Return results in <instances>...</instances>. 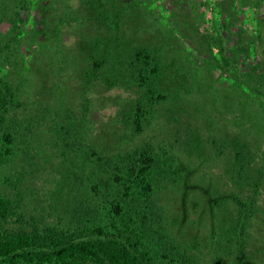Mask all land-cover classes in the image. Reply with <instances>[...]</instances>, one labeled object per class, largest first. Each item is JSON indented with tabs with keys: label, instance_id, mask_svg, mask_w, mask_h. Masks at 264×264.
<instances>
[{
	"label": "rangeland",
	"instance_id": "rangeland-1",
	"mask_svg": "<svg viewBox=\"0 0 264 264\" xmlns=\"http://www.w3.org/2000/svg\"><path fill=\"white\" fill-rule=\"evenodd\" d=\"M9 1L0 0V33L8 35L11 31L12 34L17 25L24 33L33 32L30 33L32 41L22 37L18 48L19 53L25 57L34 49L32 55L35 58H32L27 66H31L29 70L35 73L34 84L43 80L44 76L40 75V72L47 74V64H45L47 59H44V51L47 48H38L40 43L51 42L49 44L54 48L61 45L62 48H59L63 49L64 55H67L68 64L65 70L61 75H55L58 78L55 76L50 78L52 82H47L48 87L45 85L48 91L52 89L47 94L48 105L57 108L58 114L53 112V116L61 119V124L64 122L62 119L64 110L57 104L63 102V97L71 90L75 92L69 93L71 96L64 99L73 101L70 108L80 119L81 116L82 118L87 116L86 123L82 122L71 127L73 129L71 136H75L68 138L67 135L62 134L65 137L62 141H59L42 121L34 123L26 130L34 150L30 159L24 156L29 165L26 166V176H21L20 183V189L24 191L25 205L21 206L22 215L19 217L22 222H19V218L11 216L8 220L9 227L30 229L33 225L40 227L45 223L62 229L73 227L79 211H87V207L100 204L107 194L120 193L123 188L122 182L111 178L112 166H123L133 157L134 151L138 153L149 146L148 154L164 160L172 167L177 164L175 169L181 170L173 176L174 180L170 177L171 182H163L158 186L162 188L158 201H161L165 209L164 213L158 214L159 216L164 214L160 218L154 217L161 220L160 227L163 232L159 233V238L163 243L169 241L176 248L186 251L187 255L198 257V262L201 264H209L216 255L215 249L219 243H224L223 240L228 234L220 230L225 227L228 210L215 203L216 194L234 191L239 195L236 200L242 202L247 200L246 196L250 193L248 185L241 191L234 185L233 167L229 171H226L229 166L224 168V165L233 161V153L221 151L213 144L212 137L217 136L213 135L211 124L220 121L219 124L230 126L231 132L237 128L232 124V122L235 124L234 113L229 110L232 113L229 114L227 109V106L232 105L230 99L232 102L235 100L232 99V94L226 93L225 90L230 87L235 74L241 75L246 72L248 66L253 67L252 65L262 63L264 43L261 46L257 44V53L250 50L251 46L244 48L236 64L235 58H228L230 59L228 66L224 65L223 68L215 66L214 59L224 60L219 53L217 43L204 34L211 25L209 20H218L212 16L206 6L208 2L214 0H154L153 2L149 0V4L156 12L153 15L157 20L156 23L154 22L155 27L159 24L162 27L161 25L164 24L177 38L186 39L183 43L180 40L181 42L178 41L176 44L177 48L185 45L182 54L176 53L172 58L171 55L165 54L159 58L161 63L155 74L157 93L163 94L162 91L165 90L170 97L157 99L151 104L146 96V81L137 76L135 70L138 67L131 65L134 63H131L134 60V52L138 50L133 43H147V40L151 39V36L148 37L149 34L138 32V35L131 36V33H136L131 31L132 28L129 26L131 24L122 23L121 27H118L119 19L115 12L106 16L105 7L95 5L92 0ZM7 2L11 4L8 6ZM189 3L193 4V8L196 7L197 12L191 10ZM234 3L236 8L240 9L236 23L238 26L250 34L255 29L256 20L261 19L257 24L263 29L264 0H234ZM218 8L227 11L225 5H219ZM224 12L226 24L222 33L223 54L228 56L234 52L233 31H236L237 27L228 24L229 17ZM116 36L126 40L120 39L113 43ZM261 39L264 40L263 33ZM159 40L161 42L163 39ZM34 41L37 42L36 45L30 46ZM87 44L98 52L96 51L93 59L82 60L85 54L81 48L84 49ZM157 44L159 43L154 41L153 45L152 40L153 46ZM110 45L112 47H109ZM73 53L78 55V59L73 57ZM36 58L39 62L40 58H43V64L41 62L39 64ZM69 58L71 60H68ZM42 65L45 66L44 69ZM54 65L58 64L54 63ZM5 69L9 68L5 67ZM35 69L41 71L37 72ZM83 69H89L90 74L86 76ZM43 83L46 84V81ZM53 83L57 85L62 83L64 87L69 86L70 90L68 88L65 95L59 93L55 95L54 93L62 88H51ZM195 83L198 85L195 86ZM199 86L201 87L198 89ZM37 87L38 85L21 87L19 99L30 103L39 101L42 93L38 94ZM199 90L207 93L202 94ZM224 95L228 98L226 99ZM262 95L264 99V92ZM204 97L208 99L204 100ZM216 98H225L221 101L225 107L216 104ZM208 102L209 107L205 105ZM34 106L36 107L37 104ZM81 107H84L82 112ZM136 107L141 109L137 116L134 112ZM20 112L21 110L18 109V119L21 118ZM248 129L246 140L251 146L249 149L257 152L256 155L263 158L264 162V128L260 129L256 126L255 129ZM75 131L78 133H74ZM72 142L75 153L71 149L64 152ZM18 149L17 155L25 151L23 148ZM228 154L232 156H227ZM15 161L17 160L10 161L5 168L9 171L8 168ZM105 161H111L112 164L107 171L101 166L106 163ZM257 165L259 164L255 165L254 173H257ZM21 170L18 172L20 173ZM16 175L12 172L6 177L7 183L12 182ZM5 183L2 181L1 184ZM253 207V215L248 220L247 231L257 239V232L261 228L264 231V218H258L263 217V214L257 216V212H263L264 189L258 195V207L257 201ZM27 218H32L34 222ZM218 221H221L219 229ZM248 247L249 251L250 249L254 251L253 261H257L256 243L251 242ZM261 257L263 258L264 254Z\"/></svg>",
	"mask_w": 264,
	"mask_h": 264
},
{
	"label": "trees",
	"instance_id": "trees-1",
	"mask_svg": "<svg viewBox=\"0 0 264 264\" xmlns=\"http://www.w3.org/2000/svg\"><path fill=\"white\" fill-rule=\"evenodd\" d=\"M92 1L96 3L95 5L105 7L104 13L106 16H110L112 12H115L116 17L119 19L118 25L120 26L118 27H121L122 23L128 22V24H131L129 25L132 28L131 31L136 32L131 33V36L134 34L138 35V32L147 33L149 34L148 37L151 36V39H148L145 44L133 43L138 47V50L134 52V60L131 61V63H134L131 65L138 67L137 69L134 68L136 69L137 76L146 81V96L149 98L151 104L157 101V99H168L170 96L165 90L162 91L163 94L157 93L155 74H157L159 64L161 63L159 58L165 56V54L171 55L172 58L176 53L184 52L185 45H180L177 48L176 44L180 40L183 43L186 39L184 37L177 38L164 24L161 25L162 27H160V24L155 27L154 22L156 23L157 20L153 18V15L156 12L151 7V4H149V0H146L147 2L139 0ZM153 1L151 0L150 2ZM182 3L183 1L179 4L180 7ZM9 4L11 3L7 5L9 6ZM219 5H225L227 11L224 12L223 9H219ZM206 6H208L207 8L211 11L212 16L218 19L216 21L210 19L211 25L207 26L208 29L204 33L214 43H217L219 53L222 56V60H224L219 61L214 59L213 63L216 64L215 66L222 68L224 65L228 66L230 63L228 62L230 60L228 58H235L236 64L240 54L242 51L244 52V48L251 46L250 50L256 52L257 44L261 46L264 43V40L261 39L262 33L264 34V23L262 25L263 29L257 24V22H261V19L256 20L255 29L250 34H247L242 27L236 24L240 9L239 7L236 8L234 0H214L208 2ZM190 7L192 11H195L196 7L193 8L192 3ZM223 12L229 17L227 19L228 24L231 27L234 25L237 27V30L233 31L235 36L234 52L228 56L223 54L224 41L222 33L225 30L224 25L226 24ZM137 15H139L138 19L135 20ZM135 21L137 24H135ZM10 32L8 35L0 33V263L201 264V262H198V257L192 254L187 255L186 251L176 248L169 241L163 243L159 238V233L163 232L160 227L161 220L159 218L164 214L160 216L158 214L160 212L164 213L165 209L161 201H158V195L162 189L158 188V186H161L163 182H171L169 178L175 179L173 176L181 172V170L175 169L177 164L172 167V165H167L164 160L148 154L147 151L149 149L147 148H150L149 146L144 147L145 149L141 150V152L137 153V151H134L133 157L130 161L124 163L123 166H112L111 178L113 177L114 180L122 182L123 188H121L120 193L107 194L106 197L104 196L105 200L100 201V204L89 205L90 207L86 208L87 211H79V216L76 215L73 227L62 229L50 226L47 223L40 227L33 225L30 229H25V227H9V218L11 216L19 218L22 215L21 206L25 205L24 191L20 189V183L22 177L26 176L25 168L26 166L29 167V165L28 160L26 161L24 156L30 159L33 157L31 153L34 150L32 141L29 139L26 130L33 126L34 123L42 121L58 137L59 141H62L65 138L62 134L67 135L68 138L75 136H71L73 133L71 127L82 124V122L86 123L87 121V116H84L85 113L83 114L84 118L81 116L80 119L78 114L70 108L73 104L72 100L64 99L67 96L70 97V94L75 92L73 90L69 92L70 94L68 93V95L63 97L64 103L60 101L57 104L60 109L64 110L62 116L64 122L62 124L61 119L53 116V112L58 114L57 108L48 105L49 97L47 94L52 89L48 91L47 82L51 83L50 78L57 74L61 75L68 64V61H66L67 55H64L62 53L63 49L59 48L61 45H56V48L52 47V44H49L51 42H44L38 45V48H47L44 51V59H47L45 64H47L48 68L46 67L47 74L45 75L44 72H40L41 69L36 70L40 67L35 69L37 72H40V75L43 74L44 78L40 83L34 84L35 73L33 70H29L31 66L27 67L32 58H35L32 55L34 49L25 57V55L19 53L20 49L18 48L22 37L26 38L27 41H32V34L30 35V33L33 32L27 31L24 33L19 25L12 31V34ZM161 38L163 40L160 42L159 39ZM120 39L123 38L119 36L114 37L113 43ZM123 40H126V38ZM152 40L153 45L154 41L159 44L153 46ZM90 42L93 43V41ZM36 43L34 41L30 46L36 45ZM109 47H112V45ZM82 50L85 54L82 56V60H85V58L93 59L98 52L95 48L89 47L88 44L85 45L84 49L81 48ZM152 53L153 56L151 55ZM126 54L129 55L130 52H126ZM73 57L78 59V55L76 54ZM26 59H29V61ZM42 59L40 58L41 64H43ZM53 59L56 60L54 61ZM226 59L228 60L226 61ZM68 60L71 59L69 58ZM37 62L40 64L39 59H37ZM53 62L59 66H55ZM261 62L260 64L252 65L253 67L248 66V69H246L247 73L243 72L241 75L235 74L229 85L230 87L228 90H225L226 93L232 94V99L235 100V102H232L231 97L229 98V102L232 105L230 107L227 106V109L228 112L231 110L234 113L233 119L235 120V124L234 122L232 124L236 125L237 128L233 127L234 131L231 132L232 128L226 124H219L220 121L211 124L213 135L217 136L212 137L214 139L212 140L213 144L221 151L233 153V161L230 164L224 165V168L229 166L226 169V171H229L233 167L234 169L232 170L235 171V174H233L234 185L240 191L248 185L250 193L246 196L247 200L242 202L236 200L239 195L234 191L216 194L215 203L228 210L227 221L224 223L225 227L221 228V221H218L217 228H221V231L228 234L225 240H223L224 243H219L215 249L216 255L210 260L209 264H264V257H261L264 254L263 228L258 229L257 239L253 235H249L247 231L248 220L253 215V205L257 201L258 207V195L264 189L263 158H260L258 154L256 155L257 152L249 149L251 146L246 140L249 132L248 128L255 129L256 126L260 129L264 128V99L262 98L264 92V59ZM5 67L9 69L6 70ZM41 67L44 69L45 66L42 65ZM53 67L55 69H51ZM83 70L86 76L90 74L89 69ZM55 77L58 78V76ZM43 81H46V84ZM35 85H38L36 89L38 94L42 93L39 101L33 103L21 101L18 96L21 87H34ZM194 85L196 86L198 83ZM56 87L62 89L54 93L55 95L58 93L62 95L68 92L67 89L69 88V86L64 87L62 83H58V85L53 83L51 88ZM258 90L260 93H257ZM199 91H202V94L207 93L204 90ZM214 95L217 97L216 94ZM224 96L226 99L228 98L227 95ZM225 98H216V104L225 107V104L221 102ZM206 99L208 98L204 97V100ZM36 104L37 106L35 107L34 105ZM151 104L150 106H152ZM205 105L207 107L210 106L209 102ZM18 109L21 110L20 119L17 118ZM83 109L84 107H81V112ZM134 112L135 116H137L141 112V109L136 107ZM231 112L229 114H232ZM229 124L231 125V121H229ZM74 133L78 132L75 131ZM65 140L67 141V138ZM73 143L68 144L69 146L66 147L64 152L67 149H71L75 153L72 147ZM18 148H23L25 151L17 155L18 152L16 150H19ZM227 156L231 157L232 155L228 154ZM14 159L17 161L13 162L8 171L5 167ZM105 162L101 166L107 171L108 167L112 164L111 161ZM256 164L259 165H257V173H254ZM20 170L21 172L19 173L18 171ZM12 172L17 175L12 182L7 183L6 177H9ZM2 181L6 183L1 184ZM164 188H167V186H164ZM262 211L261 213L257 212V216L263 214V217H258L260 219L264 218V208ZM154 217L159 218L154 219ZM73 219L75 220V215ZM18 220L22 222V219L19 218ZM27 220L34 222L32 218H27ZM35 224L39 223L35 222ZM251 242L257 245V249L255 250L257 251V261H253V249L249 251L248 246Z\"/></svg>",
	"mask_w": 264,
	"mask_h": 264
}]
</instances>
